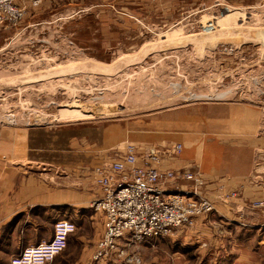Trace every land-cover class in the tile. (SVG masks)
<instances>
[{
    "label": "rangeland",
    "instance_id": "1",
    "mask_svg": "<svg viewBox=\"0 0 264 264\" xmlns=\"http://www.w3.org/2000/svg\"><path fill=\"white\" fill-rule=\"evenodd\" d=\"M89 1L17 0L28 9L26 17L0 28V139L15 127L32 128L25 114L45 113L49 123L37 126L47 128L40 136L53 145L68 138L70 162L96 160L84 169L92 170L94 199L103 188L93 172L121 159L130 144L142 152L180 143L181 153L164 163L186 159L183 167L205 173V149L224 164L233 155L246 160L253 143L264 142V0H101L100 9L130 16L134 23L126 31L74 13ZM162 10L174 18L168 21ZM77 138H84L86 152L74 153ZM31 164L53 174L54 184L56 172L72 182L76 177L69 163L68 170ZM195 226L179 238L181 230L146 241L132 262L117 264L200 262L203 254L192 252L187 237ZM65 251L53 262L72 264Z\"/></svg>",
    "mask_w": 264,
    "mask_h": 264
},
{
    "label": "crops",
    "instance_id": "2",
    "mask_svg": "<svg viewBox=\"0 0 264 264\" xmlns=\"http://www.w3.org/2000/svg\"><path fill=\"white\" fill-rule=\"evenodd\" d=\"M101 3V0H90L83 3L86 9L75 10L74 13L84 21L90 20L91 17L101 18L105 19L108 27L115 25L116 28L130 30L128 27L133 25L134 21L129 15L110 9H100L98 6ZM171 13L162 10V16L168 21L174 18L169 17ZM115 17L124 20L117 23ZM104 42L106 45L110 44L108 39H104ZM18 129L23 131V135L19 134L21 131ZM46 129L15 127L2 133L0 264H11L12 258L20 254L24 248L49 240L59 219L73 220L78 226L76 232L71 234L65 251V255L72 259V264H84L89 261L104 232L105 214L92 207L97 188L90 182L92 177L89 174L92 170H87L96 166V160L93 157L92 162L88 163L84 157L72 159L70 162L69 139L66 138V144L63 145V139L60 137L56 142L58 144L53 145L51 139L40 136L39 131L46 134L47 131H44ZM76 140L78 150L74 153L85 151L84 138ZM52 146L57 148L52 149ZM88 146H92L93 150L95 148L93 144ZM52 150H55L64 161L57 158L55 160V153L47 152ZM87 154L90 155V150ZM250 154L244 161L237 160L236 155L229 156L223 164L212 152L205 149L203 161L207 171L204 170V175L207 191L215 203L216 210L209 218L202 217L194 230L188 231L187 237L193 246L192 252L203 254V257L199 256L200 262L195 261V264H264V208L251 204L264 200V161L257 164V159L264 158V142L261 139L253 143ZM38 155L43 156L46 161L38 160L41 158H38ZM38 161L55 163L60 165L61 169L67 170L69 163L76 168L74 182L71 181L72 177L56 172L54 184L53 174L48 177L31 168V163ZM184 163L189 161L178 158L162 166L180 168ZM85 168L87 169L84 170ZM234 192L237 196L232 197L231 194ZM183 232L184 230L178 232V238L184 234ZM50 264L68 263L55 261Z\"/></svg>",
    "mask_w": 264,
    "mask_h": 264
},
{
    "label": "built area",
    "instance_id": "3",
    "mask_svg": "<svg viewBox=\"0 0 264 264\" xmlns=\"http://www.w3.org/2000/svg\"><path fill=\"white\" fill-rule=\"evenodd\" d=\"M40 1L34 0V5ZM27 13L28 9L17 0H0V28L17 23ZM182 150L183 146L176 143L169 148L151 146L139 152L130 144L121 159L113 160L104 169L96 168L94 178L103 194L94 199L92 207L105 214V232L92 258L84 264L132 262L133 252L146 241L193 227L197 219L214 213L215 203L200 168L162 167L166 158L173 159ZM252 205L262 206L264 200ZM77 228L73 220H57L49 240L24 248L11 264L52 263L67 249Z\"/></svg>",
    "mask_w": 264,
    "mask_h": 264
},
{
    "label": "water",
    "instance_id": "4",
    "mask_svg": "<svg viewBox=\"0 0 264 264\" xmlns=\"http://www.w3.org/2000/svg\"><path fill=\"white\" fill-rule=\"evenodd\" d=\"M13 119L12 117H10ZM9 120V119H8ZM24 124L29 127L45 126L49 123V119L45 113H29V115H24L23 117ZM13 122V120H9Z\"/></svg>",
    "mask_w": 264,
    "mask_h": 264
}]
</instances>
